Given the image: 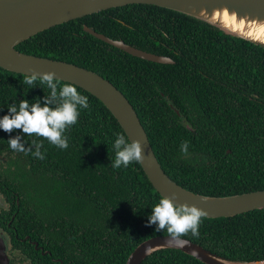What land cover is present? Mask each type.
Returning a JSON list of instances; mask_svg holds the SVG:
<instances>
[{
  "label": "trees",
  "instance_id": "obj_1",
  "mask_svg": "<svg viewBox=\"0 0 264 264\" xmlns=\"http://www.w3.org/2000/svg\"><path fill=\"white\" fill-rule=\"evenodd\" d=\"M84 26L174 64L133 57L85 33ZM15 50L109 81L137 113L165 174L182 188L207 197L264 190L261 47L191 16L135 4L54 26ZM25 77L0 68V116L10 103L48 95L39 78L29 86ZM76 88L89 107L81 108L77 123L66 129V149L19 129L0 130V196L6 205L1 225L10 233L11 249L29 264H125L142 242L169 236L146 225L160 196L139 162L112 167L114 134H125L96 98ZM15 135L31 151L11 149L8 139ZM33 141L42 142L43 159L33 155ZM184 142L187 154L181 151ZM180 238L224 258L264 262V208L230 218L201 217L198 234ZM28 240L50 256L42 257ZM20 254L14 252L9 263H20ZM142 264L203 263L165 249Z\"/></svg>",
  "mask_w": 264,
  "mask_h": 264
},
{
  "label": "water",
  "instance_id": "obj_2",
  "mask_svg": "<svg viewBox=\"0 0 264 264\" xmlns=\"http://www.w3.org/2000/svg\"><path fill=\"white\" fill-rule=\"evenodd\" d=\"M149 5L191 16L264 49V0H0V68L15 74L40 75L54 72L64 83H72L96 98L112 115L126 138L141 144L139 165L159 196L175 193L177 204L187 203L203 210L202 218H230L264 208V190L231 197L194 194L174 183L163 171L140 119L129 101L103 77L78 66L19 53L15 47L38 33L69 21L127 5ZM94 38L133 57L156 64H174L157 56L111 40L83 27ZM39 78V76H38ZM178 250L203 264H264L231 260L216 255L184 238H150L130 254L125 264H142L159 250ZM0 264H9L5 242L0 238Z\"/></svg>",
  "mask_w": 264,
  "mask_h": 264
},
{
  "label": "clouds",
  "instance_id": "obj_3",
  "mask_svg": "<svg viewBox=\"0 0 264 264\" xmlns=\"http://www.w3.org/2000/svg\"><path fill=\"white\" fill-rule=\"evenodd\" d=\"M39 76L40 83L49 90L47 96L37 98L31 102L20 99L18 103H10L7 113L0 116V130L11 133L16 129L20 134L45 138L50 144L66 149L68 137L65 131L75 125L80 116V109L89 107L88 98L77 91L72 83L60 85L54 72H45L40 75L35 73L26 75L24 83L32 86ZM43 101V102H41ZM11 149L18 152H27L20 135L8 139ZM35 151L33 155L43 159L40 151L42 142L33 141ZM114 159L111 161L113 168L127 167L133 162L143 159L141 144L137 140L126 139L123 134L115 133L111 143ZM188 144L181 145V151L187 154ZM146 225L155 226V230H166L170 237L180 238L186 233L198 234L202 209L187 203L177 204L175 193L171 196H160L158 201L150 208Z\"/></svg>",
  "mask_w": 264,
  "mask_h": 264
},
{
  "label": "flooded vegetation",
  "instance_id": "obj_4",
  "mask_svg": "<svg viewBox=\"0 0 264 264\" xmlns=\"http://www.w3.org/2000/svg\"><path fill=\"white\" fill-rule=\"evenodd\" d=\"M16 204H18V199H16ZM6 207V205L4 204V202H3V198L0 196V211H1V209H6L5 208ZM9 212V211H8ZM14 216V215H13ZM13 216H11V219H10V222H9V224H7L6 225V228H11V222H12V220H13ZM8 233L9 232H7V231H5V229L2 227V225H1V219H0V238H2L3 240H4V242H5V246H6V254H7V256H8V258L10 259V257H12L13 256V253L14 252H16V254H20V252L18 251V250H12L11 249V244H10V241H9V239H8ZM10 234V233H9ZM21 243H23V242H25L26 240H27V238H25V239H18ZM29 244H31V245H33V247H34V250L35 251H39L40 252V255L42 256V257H44V255L47 253L49 256H50V253L49 252H45L44 250H43V247L42 246H40L39 244H38V242H36V241H32V240H28L27 241ZM19 260H20V263H17V264H29V259H26V256H24L23 254H20V258H19ZM57 261V260H56ZM10 264V263H9Z\"/></svg>",
  "mask_w": 264,
  "mask_h": 264
}]
</instances>
